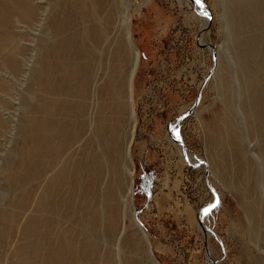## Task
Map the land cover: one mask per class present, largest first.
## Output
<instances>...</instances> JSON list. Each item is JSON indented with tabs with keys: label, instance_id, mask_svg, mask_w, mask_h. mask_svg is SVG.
Masks as SVG:
<instances>
[{
	"label": "rangeland",
	"instance_id": "1",
	"mask_svg": "<svg viewBox=\"0 0 264 264\" xmlns=\"http://www.w3.org/2000/svg\"><path fill=\"white\" fill-rule=\"evenodd\" d=\"M121 1L129 14L130 40L139 53L132 80L135 131L129 150L135 169L133 211L126 202L125 213H121L123 227H117L109 237L110 216L107 218L106 213L110 214L107 206L114 202L109 194L112 190L118 201L125 196L127 135L123 132L120 143L110 137L108 146L103 148L94 141L100 174L95 179L96 193L90 206L92 210L94 206L100 208L101 222L95 233L88 221L89 235L94 239L89 240L93 246L84 258L79 250L78 211L60 213V228L73 234L71 249L79 250L68 255V259L75 258L73 262L64 259L61 264H154L153 260L157 264H264V213L258 210L253 221L247 212V206L255 198L238 172L234 148L219 135L207 153L205 142V129L211 125L212 118L229 119L230 111L235 127L238 124L242 129L237 143L244 146L245 132L261 162L254 170L264 182L262 139L257 121L251 116L252 102L246 90L248 73H260L257 63L264 57V49H260L263 43L257 49L254 40L257 37L264 42V23L258 25L249 16L238 17L227 0H201L199 4L206 8L205 12L198 7L197 0ZM62 9L65 7L57 15L60 20ZM261 10L264 12V1L257 5V11ZM16 24L23 47L18 56L21 64L31 71L27 76L13 74L7 67L0 69V74L7 76L6 90L1 91L7 100L0 104L7 135L3 139L0 136V264H44L42 233L38 231L31 239L22 233L30 214L40 216V211L25 207L24 201L30 187L35 188L37 195L42 175L37 160L31 172L27 169L28 147L32 144L27 136L31 128L28 105H37L40 92L36 78L41 41L61 39L69 32L54 37L46 18L40 27L37 22L26 24L18 20ZM84 26L81 23L77 27L80 31ZM113 39H121L118 45H124L127 57L131 58L123 31L117 29ZM252 52L256 55L250 56ZM200 88L199 104L175 129L186 149L184 155L168 128L193 105ZM38 116L37 113L36 120ZM227 136L228 133L224 137ZM207 154L214 161L212 166ZM221 156L226 164L224 174L216 165ZM246 158L250 161V153ZM250 176L248 172L247 178ZM216 197L218 201L214 204ZM212 205L211 210L202 214L203 225H198L200 214ZM132 221L144 230L148 244L144 238L140 245L135 242L138 237ZM201 229L209 230L208 238ZM53 232L58 233L57 229ZM31 243L37 246V255L33 254Z\"/></svg>",
	"mask_w": 264,
	"mask_h": 264
},
{
	"label": "bare ground",
	"instance_id": "2",
	"mask_svg": "<svg viewBox=\"0 0 264 264\" xmlns=\"http://www.w3.org/2000/svg\"><path fill=\"white\" fill-rule=\"evenodd\" d=\"M263 1L227 0L236 10L238 17L240 15L249 16L258 25L264 23L263 10L257 11V5ZM62 6L65 9L61 11L63 18L60 20L57 15ZM198 7L204 8L199 3ZM45 18L46 21L48 19V25L54 37L63 35L66 31L69 35L44 43L41 41L40 44L41 56L39 54L37 59L39 67L36 78L40 92L37 105L32 106L30 103L28 105L30 113L28 122L31 128L28 129L27 136L32 144L28 147L27 169L31 172L36 167L37 160L42 175L37 195H34L35 188L30 187L24 201L25 207L29 210L34 208L40 211V216L36 218L30 214L22 233L31 239L35 233L41 232L44 264H61L64 259H68V255L79 253V250L84 258L89 254V247L93 246L89 240L94 239L91 234L89 235V222L94 232L98 231L97 227L101 222L100 208L94 206L92 210L90 206L91 197L94 192L96 193L95 179H98L100 174L99 162L93 150L94 141L103 148L108 146L110 137L114 138V142H118L123 132L127 135L125 196L123 200L118 201L112 190L109 194L114 201L111 206H107L110 214L106 213L107 218L110 216L108 226L110 230L107 232L109 237L113 236L117 227H123L121 213H125L126 202L131 213L133 211L131 195L135 169L129 150L135 131L132 80L138 66L139 53L130 40L129 14L127 6L121 0H50V2L49 0H0V69L7 67L11 73L17 75L31 71L28 66L21 64V58L18 56V51L23 47L18 40L17 33L21 31L15 29L18 25L16 22L18 23V20L26 24L37 22L40 27L44 24ZM81 23L85 26L79 31L77 26ZM117 29L123 31L127 45L131 48L129 51L132 54L131 58L127 57L123 49L124 45H118L119 40H112V34ZM254 43L257 49L263 43L260 49H264L263 40L256 37ZM253 54L256 55L252 52L250 56ZM257 64L260 73L259 75L254 72L248 73L246 90L252 102L250 109L253 115L251 116L257 121L259 135L262 139L261 155L264 164V57H261ZM5 78L7 76L0 74V92L6 90ZM2 92L0 93V104L7 100L3 99L2 94L5 92ZM37 113L39 118L36 120ZM228 116L229 119L225 116L217 118L214 116L211 125L205 129L206 151L208 153V149L215 145L219 135L223 140L225 138L232 144L236 160L239 162L238 172L242 181L249 184L252 197L255 198L246 208L254 221L258 210L264 213V182L261 177H258V171L254 170V167L258 169V163L261 162L253 153V146L246 139L245 132L242 138L244 146L237 143L236 139L240 136L242 129L240 130L238 124L235 127L230 118V111ZM4 121L5 119L3 120L0 114L1 139L7 136L4 131ZM227 133L228 136L224 137ZM248 153L251 155L250 161L246 160ZM207 155L212 166L214 161L209 154ZM216 165L219 172L224 174L226 164L223 156L219 158ZM248 172L251 173L249 179L247 178ZM8 175L12 174L8 173ZM76 201H79L78 205ZM70 209H73L71 211L74 214L77 211L79 214V221L78 219L77 221L81 225V231H78L80 241L78 252L77 248L76 252L73 248L71 249L73 234L60 228L59 225L60 213ZM199 220L198 225H203L202 213ZM132 225L138 237V241L135 242L140 245L144 238L148 244L144 230H141L133 221ZM53 229H57L58 233L55 234ZM203 231L208 238L209 230ZM75 233L77 234L76 231ZM30 247L33 254H36L37 246L31 243ZM92 256L94 257L93 254ZM73 259L68 260L73 262ZM153 263L157 264L155 260Z\"/></svg>",
	"mask_w": 264,
	"mask_h": 264
},
{
	"label": "water",
	"instance_id": "3",
	"mask_svg": "<svg viewBox=\"0 0 264 264\" xmlns=\"http://www.w3.org/2000/svg\"><path fill=\"white\" fill-rule=\"evenodd\" d=\"M200 91H201V88L199 89V91H197L198 93H197V96H196V98H195V101H194L193 105H192L187 111H185L183 114H181L180 116L176 117L175 121H173V122L170 124L169 128H168V130H170V131H169V134H170V136H171L173 142L175 141V143L179 144V145L182 147V151H183V154H184V155H186V149H185V147H184V145H183V141H182V139H180V137H179L178 131L175 130V129H176L177 125L179 124V122H180L182 119H184L186 116H188V115L193 111V109L197 106V104H199L200 96H201V92H200ZM188 163H190V162L188 161ZM190 164H191V163H190ZM217 201H218V198L216 197V202H215L214 204H216ZM213 207H214V206L212 205V206H209V207L205 208V209L203 210L202 214L208 212V211L211 210V208H213ZM206 209H207V211H206ZM139 225L141 226L140 223H139ZM141 227H142V226H141Z\"/></svg>",
	"mask_w": 264,
	"mask_h": 264
},
{
	"label": "trees",
	"instance_id": "4",
	"mask_svg": "<svg viewBox=\"0 0 264 264\" xmlns=\"http://www.w3.org/2000/svg\"><path fill=\"white\" fill-rule=\"evenodd\" d=\"M142 226L144 227V229L146 230V231H148V229H146V227L144 226V224L142 223Z\"/></svg>",
	"mask_w": 264,
	"mask_h": 264
},
{
	"label": "snow or ice",
	"instance_id": "5",
	"mask_svg": "<svg viewBox=\"0 0 264 264\" xmlns=\"http://www.w3.org/2000/svg\"><path fill=\"white\" fill-rule=\"evenodd\" d=\"M201 2V0H197V3H200ZM214 206V205H213ZM206 211H207V209H206Z\"/></svg>",
	"mask_w": 264,
	"mask_h": 264
}]
</instances>
